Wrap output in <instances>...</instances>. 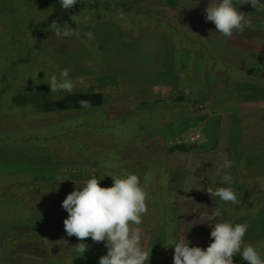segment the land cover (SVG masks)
Segmentation results:
<instances>
[{"label": "rangeland", "instance_id": "obj_1", "mask_svg": "<svg viewBox=\"0 0 264 264\" xmlns=\"http://www.w3.org/2000/svg\"><path fill=\"white\" fill-rule=\"evenodd\" d=\"M53 1L0 0V264H70L72 261L74 264H98L99 257L107 252L103 242L85 238L87 250L84 254L77 251L80 241L75 235L66 233L63 221L68 213L61 204L84 178L96 176L99 169L96 159L100 157L107 167L104 172L110 184L105 183L106 186L113 182L111 175L134 172L139 176L147 192L148 208L140 226L143 244L150 252L149 264H161V259L164 264L163 257L167 252L162 244L167 236L159 234L156 238V232L154 234L149 228L155 226L160 215L164 219L168 217L167 225L164 219L160 221L168 230L171 199L169 191L161 187L163 176L156 170L157 166L166 163L159 161L150 147L157 146V142H154L157 134H152L158 131L157 125L179 120L177 117L186 106L177 99L178 95L159 87H153L146 93L129 95L128 88L134 90L136 86L150 84L152 78L166 77V74H158V70H147L157 60L147 59L146 54L140 51L144 44L138 41L140 34L136 31L145 34L152 29L143 25L158 22L161 32L174 39L175 48L184 47L188 40V45L199 49L202 57L205 54L216 59L222 55L232 60L230 58L234 54L244 68L243 63H248L250 59L258 65L264 59V12L255 11L250 4L242 5L241 10L252 19L251 26L243 32L234 31L231 37H225L215 32L213 22L204 19L203 8L207 0H200L197 4L196 0H156L154 4L160 5V11L154 10L152 0H98L99 5L92 4L95 0H86L88 4L75 16V21L81 25L80 22H85L81 18L87 17L86 22L94 24V33L88 35L91 28L87 23L85 27L77 25L72 28L69 23L61 21L59 23L70 26L73 34L57 38L50 29L52 24L44 23ZM106 5L114 8H106ZM133 31L135 36L131 35ZM104 39V49L109 51L111 59H106L105 52L98 46ZM163 45L167 46V43ZM175 55H178L176 50ZM65 67L74 81L82 78L88 85L84 87L77 84L74 91L87 92L94 87L103 90L104 100L99 109L50 113L35 110L36 101L64 94L50 91L45 80ZM246 68L245 73L249 66ZM263 70L264 64L258 66L251 81L258 85L264 84ZM166 71L169 74L170 71ZM184 92L189 96L188 91ZM158 97L161 100H157ZM129 100L137 101L135 108L138 110H145L139 113L140 118L136 116L122 126L116 121H105V114L121 116L130 110L121 107ZM138 100L145 103H139ZM191 104L197 123L201 102L191 99ZM112 106L117 109L108 111ZM189 116L193 117L191 114ZM118 129L121 130L113 132ZM231 132L232 136L235 135L232 128ZM193 134L199 135L197 130ZM122 136L125 138L122 139ZM186 138L178 142H197V139L185 142ZM244 143L245 137L240 138V144ZM257 143L247 144L246 147L263 149L264 141L258 140ZM77 144L90 151L91 156L81 152ZM226 156L214 155L209 159L212 162L225 161ZM193 158L195 163L200 162V157ZM143 165L146 169L142 172ZM222 173L228 175L229 172L224 170ZM242 173L241 190L245 196L242 199L249 197L246 194L251 192L252 195L258 193V198H248L251 207L245 206L250 212L257 210V215L247 216L250 212L246 211L242 216L239 209L242 200L236 204L219 202L218 205L224 219L234 221L241 216L248 220L235 222L248 224L244 241L254 244V240L264 234V188L252 185L257 180L249 178L248 171L243 169ZM203 174L205 177L209 175L212 181L211 173ZM157 177L159 182L156 181ZM263 181L258 185L263 184ZM155 182L157 186H153ZM234 185L232 179V183L227 186L232 187L237 194L239 189ZM237 198L241 199L240 196ZM33 233L48 234L47 243L23 238L25 234ZM16 236L17 239L14 238ZM48 243H51V248Z\"/></svg>", "mask_w": 264, "mask_h": 264}, {"label": "crops", "instance_id": "obj_2", "mask_svg": "<svg viewBox=\"0 0 264 264\" xmlns=\"http://www.w3.org/2000/svg\"><path fill=\"white\" fill-rule=\"evenodd\" d=\"M152 1L153 3L151 5H153L154 10L160 11V5L154 4L156 0ZM107 6L109 8L112 7L106 5V8H108ZM122 6L125 7V5ZM156 6L157 9H155ZM165 6L169 7L166 4ZM80 23L81 25L75 21V27L77 25L85 27V23L87 22ZM112 23L114 24V22ZM87 25L91 28L89 32L94 33V29L92 28L94 24L88 22ZM143 26L152 30L145 32V34H142L143 32L140 33V30L138 32L136 31V33L140 34L138 36V41L140 40L144 44L140 47V51L146 54L147 59L157 60L154 66H151V68L149 67L147 70H158V74H166V77L161 76L158 77V79H156V77L155 79L152 78L150 84L136 86L137 89L134 90L128 88L129 90L127 91L129 95H133V93L135 94L137 92L146 93L153 87H159L161 90L163 88L165 90L169 89V91L181 96V102L183 101L182 103H185L184 106H186L182 111L183 113H180L177 117L180 118L179 120L157 125L158 131L152 133L154 135L157 134L154 141L155 143L157 142V146L156 148L153 146L150 147L153 149L151 150L152 153L158 156V160L161 162L165 161L166 163L163 166H157L156 170L163 176L161 178L163 182L160 183L161 187H165L169 191L171 212H169L170 225L168 230L166 227H163L160 222L165 217L160 215L159 218L156 219L155 226L149 229L153 231L154 234L156 232V238L159 234L167 236V240L158 242H163L162 248H166L165 251L167 252L163 257V263L173 264L174 247L169 244L177 237L185 234L192 245L202 247H207L211 242V227L206 221L202 220L205 218L204 214L215 208L220 209L218 203L224 201H221L218 197H211L206 190L208 188L215 189L217 186H222L220 181L221 176L224 175L222 173L224 170H228V175H230L235 182L234 186H237L239 189L237 190V197L240 196L241 199L239 200V198H237L238 201L243 200L242 197L244 196L241 190L243 186L241 184L243 169L248 171L249 178L257 180L252 184L256 188L258 184L263 181L264 146H262L263 149H250L246 147V145L257 143L258 140L264 141V84L258 85L256 82L251 81V76L255 77L258 66L264 64V59L261 65L255 63L252 59H250L248 63L242 62L243 68L240 66V59L234 54L233 57L230 58L232 60H227L226 56L223 57L222 55L217 56L216 59L212 56L210 58L205 54L204 57H202V55L199 54V49H196L195 46L188 45V40L186 41V45L184 44V38H182L184 47H180L179 49L175 48L174 39L172 36L169 37L161 32V26L158 22L157 24L153 22ZM156 28L159 29V31H157ZM81 33L82 32H80V34ZM133 33L134 34L131 35L135 36V31H133ZM118 40H120V38H118ZM165 43H167V46L163 45ZM99 44L98 46L105 52V58L111 59L109 51L104 49L106 44L105 39L99 42ZM175 50L178 55H175ZM218 51L222 53V51ZM248 66L249 70H247L246 73H248L250 77L245 73V68ZM166 70L170 71L169 74ZM243 75L247 77L245 78ZM184 91H188L189 96L185 95ZM191 99L201 102V109L198 111L201 114H199L200 116L196 119L197 123H195L194 120ZM157 100H161L160 97H158ZM138 101L139 103H145V101ZM136 103L137 101L133 100L124 102L121 105L122 109L129 108L130 110H127L125 114L121 116L105 114V121H116L122 126L123 123H128L136 116L140 118L141 114L139 113H144L145 110H138V108H135ZM133 107L134 109H132ZM114 108L117 109L115 106H112L108 108V111ZM259 110H261V112ZM190 114L193 116L192 118L189 116ZM196 125H200V127L197 128ZM231 128L235 132L233 136L231 134ZM119 130L121 129L114 130L113 132L116 133ZM195 130L199 133L197 142L193 144H182L185 146L183 149L175 147L181 143L178 142L179 140H183L193 134ZM242 137H245L244 144H240V138L243 139ZM124 138L125 137L122 136V139ZM261 143L262 142H260V144ZM135 151H137V149H135ZM214 155H227L226 160L235 161L232 162L230 168L222 169L224 161L212 162L211 159H209ZM194 156L200 157V162L195 163ZM144 166L145 165L141 167L142 172L146 169ZM204 172H207V174L211 173L210 177L212 181L209 180V175L205 177V174H203ZM161 175H159V177ZM156 181L159 182L158 177ZM156 184L155 182V184H151V186H157ZM261 185H264V181ZM246 195L249 196L248 194ZM152 217L154 218V216ZM224 217L222 212V218L224 219ZM167 218L168 217L164 219L166 222L165 225H167ZM238 220L247 219L240 216L239 219L236 218L234 222ZM10 221H12V219H10ZM13 222L12 225L15 223ZM158 242L157 244L160 245Z\"/></svg>", "mask_w": 264, "mask_h": 264}, {"label": "clouds", "instance_id": "obj_3", "mask_svg": "<svg viewBox=\"0 0 264 264\" xmlns=\"http://www.w3.org/2000/svg\"><path fill=\"white\" fill-rule=\"evenodd\" d=\"M199 2L196 0V4ZM59 3L68 10L76 5L77 0H59ZM245 4H250L257 12H264V0H207L203 8L204 19L214 23L215 32L231 37L234 31L243 32L252 24L251 17L241 10ZM81 19L86 22L87 17ZM50 29L57 38L73 34L69 25L56 21L52 22ZM45 82L49 84L50 91L68 94L73 93L77 84L88 86L82 78L74 81L67 67L53 73ZM78 103L83 109L92 107L87 99H80ZM231 166L232 161L225 160L222 169ZM111 176V186H101L104 176L97 178L92 175L66 195L61 204L68 213L63 221L65 231L79 239L77 251L83 254L88 248L85 238L103 242L107 252L99 257L98 264H149L150 252L144 247L139 228L148 211L147 192L134 172ZM231 182V176L224 174L220 183L225 186L206 191L211 197L236 204L237 194L227 186ZM204 215L202 221L211 227V242L202 247L192 245L185 234L177 237L169 244L174 247L173 264H234L233 256L237 254L248 264H264V254L258 246L244 241L247 223L223 219L219 208Z\"/></svg>", "mask_w": 264, "mask_h": 264}, {"label": "trees", "instance_id": "obj_4", "mask_svg": "<svg viewBox=\"0 0 264 264\" xmlns=\"http://www.w3.org/2000/svg\"><path fill=\"white\" fill-rule=\"evenodd\" d=\"M87 4L88 3L86 2V0H77V3H76V5L73 8L65 10V9H63L61 7V5L59 3V0H55L52 3L51 10L47 14V17H46L44 23L46 25H50V24H52L53 21H56L57 23H59L61 21H65V22L69 23V25L72 28H75V22L73 20V17L77 16L78 13H80V11ZM92 4L93 5H99L100 1L95 0V2L92 3ZM40 90L41 89H39L38 91H40ZM103 94H104V92H103L102 89L94 87L93 89H91L90 91H87V92L74 91L71 94L64 93V94H62V95H60L58 97H55V98L44 97L41 101H39V102L36 101L34 103V108H35V110L37 112H47V113L59 112V111H65V110H83V108H81V106L78 103V101L80 99H87V100L91 101V104H92L91 108H98L99 106H101L103 104V100H104V95ZM180 97L181 96H177V99L181 100ZM39 98H41V96ZM30 100H31V98H30ZM58 135H60V134H58ZM109 138L112 139L114 137H109ZM182 144L184 145L186 143H179V145H176L175 147L178 148V149L185 148V146H183ZM104 145L107 146V144H104ZM77 147H79L81 152H84L88 157L91 156L90 155L91 152L87 151L86 148H83L81 145H78V144H77ZM94 150H96V148H94ZM89 152H90V154H89ZM100 159H101V157H100ZM100 159H98V160L96 159L97 162L94 160L97 163V167L99 168L97 173H96V177L100 178V177L104 176L103 180L100 181V184H103V185L106 186V184L108 185V183H109L107 178H106L107 176L105 175L106 172H104V171H107V167H106L105 163L102 162L103 160L102 159L100 160ZM102 172L104 174H102ZM258 188L259 189H263L264 185H258ZM252 197L253 198L254 197L258 198V193L256 192V193H254L252 195V192H251L249 194V197H247L245 200H242L240 202L241 205H240L239 209H240V212H241L242 216L245 215L243 213H246V211H248V209L245 206H247L248 208L251 207V205L249 204L250 203L249 199L252 198ZM241 206H244V207H241ZM241 209H242V211H241ZM245 209H247V210H245ZM248 212H250V211H248ZM254 214L257 215V210H255L254 212H251V214L248 213L246 215L247 216L248 215H251V216L253 215L254 216ZM47 235L46 234H39L38 235V234L33 233V234H29V235L25 234L23 236V238L25 237V239H36L37 241H41V242L46 241V243H47V240H48ZM53 235H57V234H53ZM14 238L17 239V236L14 237ZM48 245H49V248H51V243L50 244L48 243ZM253 245H257L259 250L262 252V254H264V234H263V237H259V238L255 239ZM233 260H234V264L243 263V262L248 263L247 261L242 260L238 254L233 256ZM70 264H74V262L72 261V263H70ZM161 264H162V259H161Z\"/></svg>", "mask_w": 264, "mask_h": 264}, {"label": "built area", "instance_id": "obj_5", "mask_svg": "<svg viewBox=\"0 0 264 264\" xmlns=\"http://www.w3.org/2000/svg\"><path fill=\"white\" fill-rule=\"evenodd\" d=\"M198 138V134H191L186 139L185 142H193Z\"/></svg>", "mask_w": 264, "mask_h": 264}]
</instances>
